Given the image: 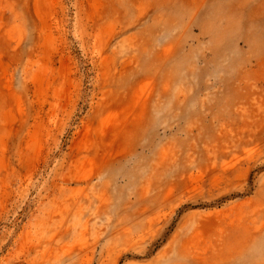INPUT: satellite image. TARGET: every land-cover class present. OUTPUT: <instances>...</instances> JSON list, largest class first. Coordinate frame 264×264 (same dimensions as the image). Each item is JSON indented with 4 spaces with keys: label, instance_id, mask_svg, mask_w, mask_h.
<instances>
[{
    "label": "rangeland",
    "instance_id": "rangeland-1",
    "mask_svg": "<svg viewBox=\"0 0 264 264\" xmlns=\"http://www.w3.org/2000/svg\"><path fill=\"white\" fill-rule=\"evenodd\" d=\"M0 264H264V0H0Z\"/></svg>",
    "mask_w": 264,
    "mask_h": 264
}]
</instances>
